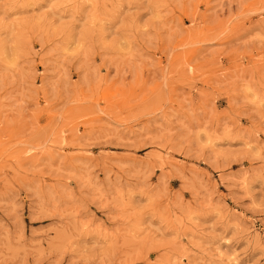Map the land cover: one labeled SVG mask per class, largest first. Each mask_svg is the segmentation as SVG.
<instances>
[{"label":"rangeland","instance_id":"obj_1","mask_svg":"<svg viewBox=\"0 0 264 264\" xmlns=\"http://www.w3.org/2000/svg\"><path fill=\"white\" fill-rule=\"evenodd\" d=\"M0 264H264V0H0Z\"/></svg>","mask_w":264,"mask_h":264}]
</instances>
